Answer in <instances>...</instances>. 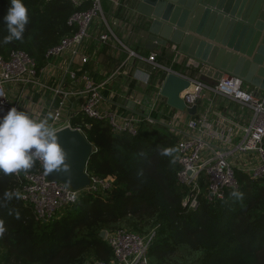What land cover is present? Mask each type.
<instances>
[{"label":"built area","instance_id":"1","mask_svg":"<svg viewBox=\"0 0 264 264\" xmlns=\"http://www.w3.org/2000/svg\"><path fill=\"white\" fill-rule=\"evenodd\" d=\"M51 1L81 8L68 21L69 25L76 26V31L50 47L41 63L23 50H12L7 57L0 55V115L16 107L37 120L47 119L57 131L71 128L86 135V129L92 128L95 122H105L116 136L125 133L135 136L144 122H155L152 111L156 109L158 115L164 117L161 120L179 136L176 162L180 169L177 176L188 188L183 205L189 210L197 209L202 197L213 202L224 199L228 191L238 190L237 172L254 181H264V91L255 96L240 78L230 75H224L210 85L191 76L190 72L182 73L192 78V84L181 97L189 107L198 105V110L195 115L188 114L186 122L180 115L166 110L168 105L161 95L162 79L148 107H141L142 110L137 112L114 107L104 96V91L116 93L114 86L118 84L130 94L132 81L149 83L151 73L135 68L136 59L145 60L153 70L162 69L166 74L175 69L161 66L155 52L147 57L137 54L117 35L112 21L120 24L116 15L122 5L126 7L122 0H110L112 6L108 11L104 0H46ZM104 47H109L111 55L116 57L121 52L126 53L118 66L109 72L102 71L104 66L98 68V56ZM172 59L192 71V59L179 52ZM97 69L102 75L99 82L95 80ZM207 93L250 109L249 123L243 125L224 120L222 115L216 116L212 108L214 100L208 98ZM35 165L34 170L14 173L13 192L19 190L22 193L20 200L31 205L37 220L43 223L60 219V214L84 194L111 191L114 186V178H101L88 171L90 185L75 190L64 182L49 179L39 158ZM105 231L104 240L111 248L112 259L92 258L83 264H151L149 252L156 235L154 230L145 235L127 228Z\"/></svg>","mask_w":264,"mask_h":264},{"label":"trees","instance_id":"2","mask_svg":"<svg viewBox=\"0 0 264 264\" xmlns=\"http://www.w3.org/2000/svg\"><path fill=\"white\" fill-rule=\"evenodd\" d=\"M29 23L23 39L0 43V55L23 50L43 62L47 50L76 31L70 16L81 8L71 3L24 0ZM105 3V1H104ZM10 0H0V41L7 35L3 15ZM107 7V6H106ZM165 56L162 52L161 58ZM175 70L181 67L173 65ZM164 71L153 76L164 79ZM152 118L164 117L158 112ZM97 147L88 171L114 178L111 191L84 194L61 219L37 220L33 207L4 192L16 184L13 174L0 172V264H83L88 259L109 261L111 248L101 231L127 228L156 235L150 248L151 264H264V181L237 172L240 197L228 191L224 199L201 198L195 210L183 205L188 188L178 180L179 136L157 122H144L138 135L116 136L105 122L86 129ZM174 148L171 156L161 155ZM36 165L28 170H34Z\"/></svg>","mask_w":264,"mask_h":264},{"label":"water","instance_id":"3","mask_svg":"<svg viewBox=\"0 0 264 264\" xmlns=\"http://www.w3.org/2000/svg\"><path fill=\"white\" fill-rule=\"evenodd\" d=\"M133 1L145 18L139 39L147 52L160 49L171 58L179 52L193 60L192 71L201 79L217 82L230 75L240 78L255 96L264 91V0ZM191 79L172 70L163 79L161 95L168 106L195 115L198 105L189 107L181 97ZM155 122L170 127L162 120ZM57 135L68 167L48 172L49 179L75 190L88 187V163L97 147L80 130L64 128ZM105 232L100 234L103 239Z\"/></svg>","mask_w":264,"mask_h":264},{"label":"clouds","instance_id":"4","mask_svg":"<svg viewBox=\"0 0 264 264\" xmlns=\"http://www.w3.org/2000/svg\"><path fill=\"white\" fill-rule=\"evenodd\" d=\"M7 35L0 41L10 44L23 39L26 25L29 23L28 8L24 0H10V6L3 15ZM174 148H165L163 156H171ZM39 158L46 172L67 169L66 153L59 143L57 130L47 119L37 120L27 112L16 107L9 108L0 115V172L4 175L30 170ZM234 197L241 193L234 191ZM13 198L22 199L19 190L5 191L4 201ZM4 228L0 224V234Z\"/></svg>","mask_w":264,"mask_h":264},{"label":"crops","instance_id":"5","mask_svg":"<svg viewBox=\"0 0 264 264\" xmlns=\"http://www.w3.org/2000/svg\"><path fill=\"white\" fill-rule=\"evenodd\" d=\"M104 6L106 10H111V1L110 0H104ZM122 3H126L125 5H122L119 8V11L117 13V17L120 20V24H115L114 21H112V27L114 31L117 33V35L137 54L147 57L152 52H155L158 54L157 62L161 66H173L174 64L181 67L180 72L186 73L188 69L183 65V63H174L173 59L171 58V55L165 54L163 58H161L162 50L156 49L151 52H147L144 47V41H141L139 39L140 35L143 34L140 30V26L143 24L145 18L140 15L138 12H136V3L133 0H122ZM107 6V7H106ZM93 46L91 47L92 50ZM126 57V53L120 54V56L116 57L115 55H111L109 52V47H104L101 50V54L98 56L99 58V64L98 68H102L101 66H104V69L102 71H112L114 68L118 66V64L121 62L123 58ZM187 58V57H186ZM135 68H139L140 70H143L146 73L150 74V80L149 83L143 84L138 83L137 81H132L130 86V94H128L124 89L118 86L116 84L114 86L115 92H111L110 90L104 91V96L108 99L110 103L113 104L114 107H121L124 111H130V112H137L138 110H142L141 107L145 108L148 107V102L150 101V98L157 90V85L160 83L161 79L158 78V80L154 83V86L156 89L151 90L152 82H153V76L158 72L163 71L162 69L153 70L152 65L148 63L145 60H138L136 59L134 61ZM198 66V65H196ZM100 71H98L95 74V80L99 82L102 79V75L99 74ZM200 78V77H199ZM201 79V78H200ZM207 84L214 85L215 81L209 80V79H201ZM209 96L208 98L214 100V104H212V108L214 109V113L216 116H221L224 118V120H231L233 122H238L243 125H247L250 120L251 116V110L248 108L243 107L240 103L230 100L228 98H224L222 96H216L211 93H207ZM134 104V106L132 105ZM171 108L168 109L171 113L177 114L181 116L182 118L186 117V120L188 119V114L181 113L177 110L171 111ZM158 112L156 109L152 111V113ZM183 121V122H186Z\"/></svg>","mask_w":264,"mask_h":264},{"label":"rangeland","instance_id":"6","mask_svg":"<svg viewBox=\"0 0 264 264\" xmlns=\"http://www.w3.org/2000/svg\"><path fill=\"white\" fill-rule=\"evenodd\" d=\"M3 56V55H2ZM3 57H5V56H3ZM190 72H192L190 75L191 76H195L196 75V73L194 72V71H186V73H190ZM170 107L168 106L167 108H166V110H168ZM171 111H173V109H170ZM186 120V117H184V118H182V121H185ZM177 151V150H176ZM241 185V184H240ZM65 213H61L60 214V216H59V218L61 219V218H63V216H65L64 215ZM167 264H171L170 262H167Z\"/></svg>","mask_w":264,"mask_h":264}]
</instances>
